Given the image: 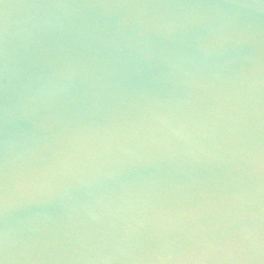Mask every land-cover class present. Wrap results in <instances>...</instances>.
<instances>
[{
  "label": "water",
  "instance_id": "water-1",
  "mask_svg": "<svg viewBox=\"0 0 264 264\" xmlns=\"http://www.w3.org/2000/svg\"><path fill=\"white\" fill-rule=\"evenodd\" d=\"M3 264H264V0H0Z\"/></svg>",
  "mask_w": 264,
  "mask_h": 264
},
{
  "label": "snow or ice",
  "instance_id": "snow-or-ice-1",
  "mask_svg": "<svg viewBox=\"0 0 264 264\" xmlns=\"http://www.w3.org/2000/svg\"><path fill=\"white\" fill-rule=\"evenodd\" d=\"M0 264H3V260L2 259H0Z\"/></svg>",
  "mask_w": 264,
  "mask_h": 264
}]
</instances>
